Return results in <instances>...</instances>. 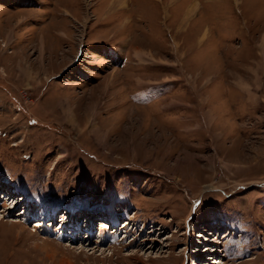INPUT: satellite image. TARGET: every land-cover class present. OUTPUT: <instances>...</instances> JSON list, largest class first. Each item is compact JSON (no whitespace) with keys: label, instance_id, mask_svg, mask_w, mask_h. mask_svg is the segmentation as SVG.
<instances>
[{"label":"rangeland","instance_id":"374dc122","mask_svg":"<svg viewBox=\"0 0 264 264\" xmlns=\"http://www.w3.org/2000/svg\"><path fill=\"white\" fill-rule=\"evenodd\" d=\"M125 1L0 0V264H264V0Z\"/></svg>","mask_w":264,"mask_h":264},{"label":"bare ground","instance_id":"6f19581e","mask_svg":"<svg viewBox=\"0 0 264 264\" xmlns=\"http://www.w3.org/2000/svg\"><path fill=\"white\" fill-rule=\"evenodd\" d=\"M125 3H126V1L125 0H117V4H118V6L120 5V7L122 6V7H124L125 6ZM194 12H196V10H195V8L193 9V7H191L189 10H188V14H187V17H186V20H185V22L191 17V15H192V13H194ZM184 22V23H185ZM183 27V26H182ZM205 36V35H204ZM2 194V193H1ZM7 198L6 197H3L2 195L0 196V201L1 200H6ZM90 222V221H89ZM40 225H42V224H40ZM45 225V224H44ZM102 226V225H101ZM77 239V238H76ZM76 239H75V241H76ZM77 242V241H76Z\"/></svg>","mask_w":264,"mask_h":264},{"label":"crops","instance_id":"0c3cea01","mask_svg":"<svg viewBox=\"0 0 264 264\" xmlns=\"http://www.w3.org/2000/svg\"><path fill=\"white\" fill-rule=\"evenodd\" d=\"M199 8V7H198ZM196 12H197V10H196Z\"/></svg>","mask_w":264,"mask_h":264}]
</instances>
